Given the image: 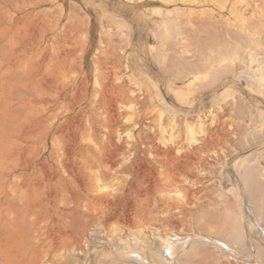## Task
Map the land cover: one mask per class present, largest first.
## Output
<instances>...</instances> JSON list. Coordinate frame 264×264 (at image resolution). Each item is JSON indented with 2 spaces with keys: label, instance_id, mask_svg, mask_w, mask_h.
<instances>
[{
  "label": "rangeland",
  "instance_id": "1",
  "mask_svg": "<svg viewBox=\"0 0 264 264\" xmlns=\"http://www.w3.org/2000/svg\"><path fill=\"white\" fill-rule=\"evenodd\" d=\"M263 2L264 0H0V198L9 195L11 199L8 207L17 206L19 211L21 208L20 231L26 232L24 240L30 244L27 243L28 263L34 264L31 257L36 243L33 239L36 237V227L49 230L57 217L54 207L41 205L35 200L32 182L29 180L33 169V49L38 39L43 44L62 36L66 41H73L74 38L78 44L87 40L84 44L88 53L87 65H82L81 70L89 75L90 94L95 81L94 56L98 51L107 50L106 55L111 59L106 67L112 73L111 80L116 83L115 86L124 89L127 85L128 93L138 95L134 97L138 105L129 104L127 100L113 104L115 107H112L113 119L111 118L112 127L109 131L111 141L126 150L122 157L114 156L115 162L124 159L113 173L121 178L120 183L122 179L138 181L139 191L144 190L138 200L142 204L145 200V204L140 205L137 199L131 198L133 204L129 197H123L108 213L109 217L116 215L119 220L105 219L101 224L85 223L81 226L82 235L77 234L74 227L63 230L57 227L56 236L64 238V241L69 237L66 243L74 244L73 248L63 256L56 254L59 258L54 255L50 259L36 261V264H97L98 260L100 264H145L143 255L148 251L146 244L152 243L158 249L164 235L172 229L174 223L193 230L200 226L213 234L217 231V226L209 219L214 213V207L192 212L186 205V209L179 212V206L191 198L196 199L194 193L205 197L206 202H212L219 193L232 197L231 200L237 198L238 209L246 227L245 236L256 247L253 251L255 253L248 247L238 248L236 251L240 252L234 257L226 252L221 254L219 250L208 246L205 250L209 256L200 264H264V238L260 234V229L264 228V193L255 195L253 189L241 183L237 171V164L248 166L254 163L253 167L262 168L258 169V174L264 182V90L259 92L258 86H252L243 72L249 66L255 69L260 63L264 65ZM254 4L258 5V11L254 9ZM103 16L110 21L109 27L103 28ZM51 17L55 22L50 21ZM77 22L86 28L84 34L78 35L72 29H75ZM33 31L37 34H33ZM107 31L110 35L115 34L111 38L109 35L105 37V41L110 44H103L102 36ZM179 67L185 70L183 75ZM152 84L160 91V97H163H156L155 102L150 94ZM139 98L138 102L136 99ZM166 121L171 126H167ZM162 129H166V135L169 136L175 133V142L179 145L172 144L173 148L163 146L160 141ZM242 131L249 135L246 133V136ZM48 146H51V142ZM42 149L41 156H47V150L44 147ZM187 155H191L193 159ZM153 156L155 159L160 158L155 160ZM184 159L192 163L188 164ZM127 164L131 168H126ZM4 171H9L10 174L5 186L1 178ZM230 177L236 182H231ZM141 184H145V188ZM14 197L21 201L13 200ZM229 201L226 203L229 204ZM168 202L174 211L173 214L167 213L172 216L170 222L164 219L166 213H160V209ZM130 205L135 208L132 209ZM19 206L21 207L18 208ZM45 217L46 220H43ZM135 237L140 238L139 244L143 252L130 261L121 260L119 253L125 251L127 243L130 248H135L132 247L137 244ZM121 238L124 239L123 242Z\"/></svg>",
  "mask_w": 264,
  "mask_h": 264
},
{
  "label": "bare ground",
  "instance_id": "2",
  "mask_svg": "<svg viewBox=\"0 0 264 264\" xmlns=\"http://www.w3.org/2000/svg\"><path fill=\"white\" fill-rule=\"evenodd\" d=\"M260 3H261L260 5H262V2H260ZM263 4H264V2H263ZM255 5L256 4H254L253 7L256 11H258L256 9V7H258V5H256V6ZM262 11H264V9ZM262 11L260 9V12H262ZM103 18H104V21H103L104 27L103 28L109 27L111 24L110 21L107 19L106 16H103ZM51 20H53V22H55V20L53 18L50 19V21ZM46 24L47 23H45V27H46ZM55 25H56V23H55ZM74 27H75V29L74 28H72V29L76 31V34H78V35L84 34V31L86 28L84 29L82 23L77 22ZM44 30L45 29H43V33H44ZM69 30H71V29H69ZM34 32L35 31H33V34H37L36 32L35 33ZM66 33H67V31H66ZM68 33H69V31H68ZM109 33H110L109 31H107V33H104V34L102 33L103 34V36H102V40H103L102 43L103 44L107 43V41H105L106 36L109 35L111 38L115 34V32H114V34L111 33V35ZM36 36H38V35H36ZM75 38H77V37H75ZM33 39H35V38H33ZM77 39L79 40V38H77ZM86 41H85V43H86ZM85 43L82 42V44H78L74 38H73V41H66L62 38V36H58L54 39L48 40L47 43H43V44L41 43V39H38L34 44L33 60H32V64H31V66H32L31 67V82H32V109H31L32 110L31 111L32 112L31 113L32 125L31 126L33 127V129H32L33 147H32L31 152H32L33 169H32L31 177L29 180H31V182H32V189H33L34 196H35V197L34 196L33 197L35 198V200L41 205H49V206L54 207V209L57 212V217L53 220L49 230H44L41 227H38V228L36 227V230H35L36 237L33 236L34 237L33 239H35L36 243L34 245L33 252H32L33 257H31V258H33L34 264H36V261H39V260L42 261V260H45L46 258L50 259L52 256L54 257V255H56V254H60L61 256H63L65 252L67 253V251H70L73 248L74 244L68 245L66 243V241L69 237L66 236L67 239H66V241H64V238L56 236V231H57L56 228L57 227H59L60 230L66 229L68 227H74L76 229L77 234L82 235L83 232L81 230V226L83 224L88 223V222H91V223L95 222V223L101 224L105 219L111 220V221H112V219L113 220L118 219V217H116V215H114L113 217H109V215H108V213L112 210L114 204L116 202L120 201L123 197H129L130 199L133 198L135 200L137 199V202L138 201L140 202V200H138V198L140 197V193H142L144 191V190L141 192L139 191L138 181H136L135 179H133L134 181H131V180L127 181V180L122 179V182L120 183L121 178L120 177L117 178V174L113 173L115 168L117 167V165L119 163H123L122 160L124 159V158H122V160L115 162L114 156H118V158L122 157V155L124 154V152L126 150L118 147L117 145H115L111 141L110 131H109L110 127H112L111 118H112V113H113V109H114V108L112 109V107H115L113 104L114 103L118 104L119 101H121V100H127L129 104H136L134 97L137 94H134L133 92L128 93L127 90L129 87L127 88V85H126L127 89L126 88L122 89L123 87H121V86H120L121 88H119V86H115L116 83L114 84V82L111 80V77H112L111 74L112 73H111V71H109L110 69L108 67H106V64H108L109 59H111L106 55L107 50H103L100 52L98 51L96 53V55L94 56L93 61H94V80L95 81H94V87H93L92 93L90 94L89 75L84 73L81 70L82 65L86 64V56L88 54L85 51V45H84ZM108 43H109V41H108ZM187 68H188V66H187ZM175 70L174 71L172 70V72H175ZM181 71H183V70L181 69ZM184 71L181 72L182 75L184 74ZM189 71H190V69H189ZM117 72H118V70H117ZM170 72H171V69H170ZM243 72L247 75V78H249L250 84H252V86L253 85H256L254 87L258 86V88L260 89L259 92L264 90V65H262L260 63L255 69H253L252 66H249V68H247ZM243 72H242V74H243ZM118 73L114 72V74H118ZM178 73H179V71H178ZM185 74H187V73H185ZM186 77L187 76H185V78ZM114 78H116V77H114ZM124 83H122V84H124ZM150 85H151V83H150ZM122 86H124V85H122ZM152 86H153V84H152ZM138 89H140V88H138ZM150 92H151L150 93L151 99L153 100V102H155L156 97H158V96L160 97V95H159L160 91H158L156 89V87L153 86V88L151 89ZM143 93H144L143 95H145V91ZM140 95H139V97H141ZM161 97H162V95H161ZM136 100L139 102L140 98L136 99ZM144 103H145V101H144ZM144 103L142 105H144ZM136 105H138V104H136ZM139 106H141V104ZM166 108H167V106H166ZM237 109H238V107H237ZM173 115H175V114H173ZM161 117H162V114H161ZM222 117H224V116H222ZM154 119H157V118H154ZM163 119H164V117H163ZM170 120H171V117H170ZM170 120L168 122H171ZM172 120H173V118H172ZM168 122L166 121L167 124H168ZM169 125L171 126V124H168L167 126H169ZM163 129H164V127H163ZM163 129H162L163 133L161 131L162 138L160 137L161 138L160 141H161L162 145L165 147H169V148L171 146H172V148L174 147L172 144H174L175 146L179 145L178 143L175 142V140H176V138L174 136L175 133H173L171 131L173 133V135L169 136V135H166L167 134L166 133L167 131L165 132L166 129L165 130H163ZM188 129H189V127H188ZM244 132L243 133L247 136L248 132H246V131H244ZM111 133H112V131H111ZM114 134H115V132H114ZM168 134H170V133H168ZM254 137H256V136H254ZM193 141H194V137H192V142ZM49 142H51L50 147L48 146ZM196 142H197V140H196ZM151 143H152V141H151ZM189 145H190V143H189ZM43 147H44V149L47 150V151L46 150L45 151L48 154L45 157L41 156V149ZM156 148H157V146H156ZM19 151H20V149H19ZM164 151H165V149H164ZM170 151L172 152L173 150H170ZM16 152H15V154H17ZM193 153H194V151H193ZM163 154H165V153H163ZM161 155H162V150H161ZM168 156H170V155H168ZM190 156L187 155V157L191 158ZM153 158L155 159V156H153ZM157 158H160V157H156V159ZM142 159H143V157H142ZM144 159H145V157H144ZM191 159H193V158H191ZM188 160H190V159H188ZM20 161L21 160L19 159L18 163H20ZM185 161L188 162V164L192 163V161H187V160H185ZM189 162H191V163H189ZM4 163H6V162H4ZM128 164L126 165L127 166L126 168H131ZM240 164H242V163H240ZM240 164H237V167H238L237 171H238V175L240 177L241 183L244 184L245 186L253 189V193H255V195L259 196V195L263 194L264 193V182H262L260 180L259 174H258V169H262V168L259 166H258V168L253 167L254 163L248 164V166L242 165L243 167ZM18 165L19 164H17V166ZM161 165L162 164H160V166ZM6 168H7V166H6ZM126 168H124V169H126ZM119 172H122V171H119ZM173 172L174 171H172V173ZM117 173H118V170H117ZM224 174H225V172H224ZM9 177H10L9 171H4L2 173L1 178L3 179L4 186H5V181ZM116 179H119V181H118L119 183L116 181ZM141 179H143V178L141 177ZM238 180L239 179L237 178V181ZM20 181H22V180H20ZM230 181L234 182V183L236 182L235 179H233V177H230ZM19 184L20 183H18V185ZM169 184H170V182H169ZM144 185L145 184H143L142 186H144ZM24 186H25V184H24ZM145 186L143 188H145ZM12 187H13V185H12ZM174 187H176V186H174ZM148 190H149V188H148ZM7 192H9V191H7ZM12 193H14V192H12ZM145 193H146V191H145ZM171 193L172 192H170V194ZM9 194H11V193L9 192ZM15 195H17V194H15ZM144 195H146V194H144ZM151 195H152V193L149 196L151 197ZM194 196L196 197L195 200H193L192 198L190 200L188 199L189 201H187L184 205L178 207L179 212L182 213L186 209V208H184L186 205L189 206V209L192 212H194V211H205L210 207H214L215 208L213 210L214 213H213V215H210L211 217H210L209 221L215 223V225L217 226V231L213 232V234H212L210 231L201 229L200 226L199 227L197 226V228H194L195 230H193V229H190L188 227L182 228V225L180 226L179 224L174 223L172 225V229L164 235L165 238L163 240H161L160 246L158 245L159 246L158 249L154 248L151 245L152 243L150 245L146 244L145 248H147L148 251L145 254L143 253L144 255L142 254L143 258L145 256V258L143 259V262H145V264H200L202 261L207 259V257L209 256L208 252L205 250V248L208 246H212L213 248L219 250L221 252V254H222V252H226V253L233 255V256L238 255V253L240 252V251L239 252L236 251V249H238V248L245 249V247H248L251 249L252 252L254 251V249L256 248V247H253L255 243L253 244V242L249 241L245 236V233H246L245 228L246 227L243 224V219H242V216L240 215V212H239L240 209H238L239 203L237 204V200H236L237 198L231 200L232 197L230 198L226 195H223V193L222 194L219 193L218 195L216 194L214 199H212V202H206L204 199L205 197L204 198L200 197V196L196 195L195 193H194ZM194 196H192V197H194ZM142 198H143V194H142ZM210 198H212V197H210ZM10 199L11 198L9 197V195H4L2 198H0V208H1L0 209V264H31V262L28 263V258H27V255H28L27 247H28L29 243L27 241V243H28L27 244L24 240V237H25L24 235H26L25 234L26 232L20 231V228H22V226H21L22 223L20 224V214L21 213H19V212H21L20 207L22 205L18 207V208H20V211L17 209V206L8 207L7 204H8V202H10ZM12 199L13 200L14 199L20 200V198H18V197H14ZM133 199H131V200L133 201ZM131 200H130V202H131ZM150 200H152V198ZM161 200H162V198H161ZM171 200H173V199H171ZM202 200H204V201H202ZM227 200H230L229 204L226 203ZM19 202H18V204H20ZM169 202L166 203L160 209V213H166V217L164 219H166L167 222L172 221V216L168 215L167 213L173 214L172 212H174L173 209L171 208V205L169 204ZM179 202H181V201H179ZM38 203H36V205ZM133 204H134V201H133ZM133 204H131V205H133ZM139 204L141 205L142 203L140 202ZM143 204H145V200H144ZM131 205H130V207H131ZM52 207H51V209H52ZM24 208H25V206H24ZM133 208H135V207H133ZM141 208H140V210H141ZM147 209L149 210L150 208H147ZM153 209H154V207H153ZM32 210H34V208ZM145 210H144V212H145ZM136 211H137V209H136ZM248 212H250V210H248ZM47 213H49V212H47ZM45 214H46V212H45ZM141 214L144 215L142 212H141ZM254 214H252V215H254ZM133 215L135 216V213H133ZM136 215H140V214H136ZM46 217L43 220H46ZM138 218L139 217H137V219ZM48 219H50V218H48ZM255 221H256V219H255ZM26 227H27V225H26ZM254 227H256V226H254ZM178 228H180V229L177 232L176 230ZM260 230L262 231L260 234L264 238V228L262 227ZM191 231H192V233L190 234ZM193 231H195V232H193ZM132 233L135 234V232H132ZM61 235H62V233H61ZM139 235H140V233H139ZM133 236H136V235H133ZM137 237H135L136 238L135 240H137L136 246H134V245L132 246L135 248H130L129 243H127V245L124 248L125 249L124 252L119 253V251H118L119 258L121 260H127V261L129 260L130 261V260L134 259L135 257H138L139 255H141L143 250L140 248L141 247L139 244L140 238L138 239ZM116 238L117 237L115 236V239ZM121 240H122V238H121ZM123 240H122V242H123ZM69 241H70V239H69ZM80 241H82V240H80ZM32 242H33V240L30 241V243H32ZM115 242L116 241H114V243ZM124 244H126V243H124ZM115 245H114V247H116ZM109 246H111V245H109ZM137 246H139V247H137ZM111 247H113V246H111ZM96 249L99 250L98 248H96ZM109 249H111V248L109 247ZM140 250H142V251H140ZM245 252L247 253V251H245ZM253 253H255V252H253ZM68 254H70V253H68ZM228 254H227V256H228ZM101 256H103V255H101ZM56 257L59 258L58 255H56ZM105 257H106V255H105ZM66 258H67V256H66ZM116 258H118V256ZM68 259H70V258H68ZM98 259H100V257H98ZM108 259H106V260H108ZM114 259H115V255H114ZM120 259H119V261L122 263L123 261H121ZM242 260H243V258H242ZM247 260H248V258H247ZM58 261H60V260L58 259ZM61 262H62V260H61ZM110 262L111 261H109V263ZM98 263L100 264V260H98L97 264ZM84 264H86V263H84ZM123 264H124V262H123Z\"/></svg>",
  "mask_w": 264,
  "mask_h": 264
}]
</instances>
